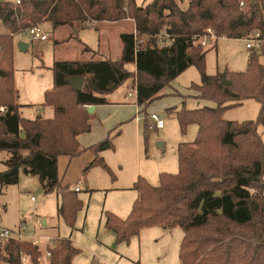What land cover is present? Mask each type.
Masks as SVG:
<instances>
[{"label":"trees","instance_id":"16d2710c","mask_svg":"<svg viewBox=\"0 0 264 264\" xmlns=\"http://www.w3.org/2000/svg\"><path fill=\"white\" fill-rule=\"evenodd\" d=\"M128 19L135 22L137 33L133 29L121 33L120 59L98 58L95 52L89 60L55 61L54 86L45 92L44 102L54 109V116L21 115L15 34L44 22L54 28L94 22L101 34L99 24ZM0 22L6 28L0 32V108H5L0 110V151L10 153L0 172L1 188L18 184L21 171L38 176L44 192L58 191L59 216L74 227L83 202L77 191L62 186L58 161L83 151L78 136L90 130L89 120L95 116L89 107L108 103L106 95L133 79L136 104L145 113L172 81L195 66L201 74V83L192 85L196 96L216 105L167 109L183 133L197 125L196 139L179 143L177 173L162 172L157 186L139 177L133 185L138 197L130 215L122 219L108 211L106 226L115 234L116 244L130 242L144 228H181L180 264H264V141L259 132L260 125L264 128V41L260 49L250 50L244 71L208 74V49L194 38L207 28L220 38L243 39L253 32L264 38V0H153L147 6L137 0H21L20 4L6 0L0 2ZM164 27L170 37H163L161 46ZM143 35L149 37L145 44ZM128 63L136 65L134 72L126 68ZM76 76L85 79L80 91L70 83ZM223 76L230 85L223 83ZM247 99L259 103L257 120L223 117L226 109ZM114 139L110 131L87 148L95 158L84 174L94 166L112 173L100 153L114 150ZM49 252L50 264H73L81 253L70 238H58ZM26 256L41 264L38 246L0 239V262L23 264Z\"/></svg>","mask_w":264,"mask_h":264},{"label":"rangeland","instance_id":"374dc122","mask_svg":"<svg viewBox=\"0 0 264 264\" xmlns=\"http://www.w3.org/2000/svg\"><path fill=\"white\" fill-rule=\"evenodd\" d=\"M152 1L137 0V3L147 6ZM176 1L180 2V0ZM186 7L187 1L182 3V8ZM41 29L48 36V40H32L26 31L14 35L15 86L19 92L18 102L23 105L20 113L29 119H35L40 114L47 116L49 113L50 106H45L44 110L42 108L45 92L54 86L52 67L55 61L93 58V53H83V45L78 35L77 38L64 41L71 36V31L66 26L54 28L51 22H44L41 24ZM99 29L102 34L100 36L102 48L108 42L112 43L113 53L103 54L104 50H102L101 55L98 53L97 57L113 60L120 59L114 44L115 40H118L119 33L127 29L128 31L133 29L137 33L135 22L129 19L117 24L101 23ZM3 31H6V28L0 22V32ZM113 31L116 33L113 34ZM94 34L95 30H91L88 36ZM140 39L145 44L149 37L143 35ZM93 40L96 39L89 38L86 42L91 45ZM20 42L28 44L29 48L22 51ZM205 48L208 49L206 55L208 74L224 72L226 69L240 72L247 67L250 50L246 48V41L243 39L217 38ZM262 61L264 63V57ZM200 83L201 74L195 66H192L188 72L168 85L164 89L165 95L153 101L147 111L139 115L140 117L137 116V106L133 104L134 97L131 98L134 101L127 104L125 109L119 110L123 111L125 121H115L117 113L111 110L102 113L100 121L93 124L91 133L81 140V148L84 149L89 144L101 140L110 130L113 135L121 132L114 140L115 149L107 150L103 155L112 173L95 166L84 177L83 169L93 156L88 150L72 160L67 156L60 157L59 173L64 184L72 187L77 181L81 183L78 198L82 200L83 206L78 213L74 229L59 216L58 191L36 194L41 187L40 178L26 174L24 171H21L18 184L0 187V227L20 232L23 237H18L17 240L38 246L41 250V264H49V248L56 244L57 236L72 238V242L74 241L76 247L80 249L81 254L73 259V264H180L176 247L182 232L181 228L159 226L144 228L139 236L132 237L130 242L116 244L115 234L106 226L105 214L109 211L122 219L130 215L132 208L127 217L118 215L111 208L120 211L124 206L133 207L137 199V191L130 187L139 177L157 186L162 172L179 171L177 153L179 143L193 142L198 128L197 125L192 124L183 133L178 119L169 114L166 108L168 104L172 106L177 104L178 108L185 104L190 109L216 105L213 101L194 96L196 90L192 85ZM170 91L173 93L169 94ZM127 97L130 98L128 94ZM259 108L256 100L247 99L237 107L226 109L223 117L226 120L239 122L257 120ZM151 113H158L164 118V128L151 127L152 123L149 120ZM145 131L148 136H145ZM259 132L264 141L262 125L259 126ZM160 142L164 147L159 146ZM8 157L9 152L0 151V172L6 169L4 162ZM87 187L91 191L87 190ZM32 197H35V200ZM160 250H162L161 255L158 256ZM25 258L23 264H33L30 257ZM0 264L8 263L1 261Z\"/></svg>","mask_w":264,"mask_h":264},{"label":"crops","instance_id":"0c3cea01","mask_svg":"<svg viewBox=\"0 0 264 264\" xmlns=\"http://www.w3.org/2000/svg\"><path fill=\"white\" fill-rule=\"evenodd\" d=\"M15 2V1H14ZM62 26H66L67 28H69V30L71 31V36H69L68 38H66L64 41H69V40H71V39H73V38H77V35L79 36V40L81 41V45H83V50H84V46H87V47H89V50H84L83 51V53L84 52H88V53H95V52H98L99 54L101 53V51L102 50H104V53L103 54H111V53H113L112 52V47H113V44L112 43H107V45L104 47V48H102V46H103V44H102V42H101V39H100V34L98 33V31H96L95 30V28H93V26H94V22H92L91 24H89V23H83L82 24V27H80L81 25H79L78 26V28H72L70 25H62ZM130 26V25H129ZM60 27V26H59ZM91 30H95V34H94V36H88V33L91 31ZM77 31V32H76ZM132 31V30H131ZM131 31H128V29L127 30H125V32H131ZM134 31V30H133ZM116 32L115 31H113V34H115ZM121 33H123V32H120L119 33V36H118V40H115V43L114 44H116V50H117V53H118V57L120 58L121 57V54H122V49H123V43H122V40H121V38H120V36H121ZM89 38L90 39H96L95 41L93 40V43L91 44V45H88L87 44V42L86 41H89ZM46 40H48V36H47V39ZM46 40H43V41H46ZM242 40V39H241ZM63 41V42H64ZM143 42V41H142ZM21 43V42H20ZM218 43V42H217ZM28 48H29V45H28ZM77 60H80V59H77ZM86 60H89V59H86ZM67 61H72V60H67ZM247 63H248V60H247ZM126 68L129 70V71H131V72H134L135 70H136V65L134 64V63H128V64H126ZM191 69V67H189L187 70H185L182 74H180L179 76H182V75H184L186 72H188L189 70ZM178 76V77H179ZM173 82V81H172ZM132 83H133V79H129V80H127L122 86H120L117 90H115L114 92H112L111 94H108V95H106L105 97H106V99H107V101H108V103H106V104H101V105H98V106H95V109H94V112H95V116L94 117H96L97 116V118H91L90 120H89V124H90V130L88 131V132H86V133H83V134H81V135H79L78 136V140H79V143H80V148H81V140L83 139V138H85L86 136H88L90 133H91V130H92V128H93V124L95 123V122H98V121H100V117H102L103 116V112L105 111V110H111V111H113V112H115V113H117V115H116V117H117V119L115 120V121H125L124 119H126V118H124L123 117V111H119V110H123V109H125L126 107H127V104H130V102H133L134 100H132L133 99V97H130V98H128L127 97V94L129 95V92L130 91H133L132 90ZM174 87V86H173ZM177 88H175V90H176ZM173 93V91H170L169 92V94H172ZM196 94H197V91L194 93V96L196 97V98H198L197 96H196ZM132 98V99H131ZM199 102V101H198ZM133 104H135L136 106H137V109H138V111H137V116H139L140 114H143L144 112H141V108L136 104V98H135V101H134V103ZM21 105V107L23 106L22 104H20ZM171 104L169 105L168 104V106H167V108H166V111H167V109H169V108H171ZM176 106H178L177 104H176ZM176 106H172V107H176ZM148 108V107H147ZM178 108V107H177ZM45 109V105H44V107L42 108V110H44ZM146 111H147V109H146ZM39 115V114H38ZM42 117H44V118H50V117H53L54 116V109L50 106V108H49V113L47 114V116L46 115H43V114H40ZM173 115V117H175L174 116V114H172ZM46 116V117H45ZM140 117V116H139ZM143 117V116H142ZM97 120V121H96ZM127 121V120H126ZM164 128V127H163ZM198 128V127H197ZM111 131V130H110ZM109 131V132H110ZM109 132L106 134V136L105 137H107V135L109 134ZM121 132H118V133H116L115 134V138H116V136L117 135H119ZM112 134V133H111ZM104 137V138H105ZM104 138H102L101 140H103ZM101 140H99V141H101ZM115 140V139H114ZM98 142V141H97ZM94 143H96V142H94ZM94 143H91V144H89L88 146H86L84 149L83 148H81V150H83L78 156H80L85 150H88L87 148L89 147V146H91L92 144H94ZM115 143V142H114ZM116 146V145H115ZM111 150V149H110ZM88 151H90V150H88ZM90 152H92V151H90ZM105 152H107V150L106 151H104V152H102V153H100V156L101 157H103V159H104V153ZM92 154H93V152H92ZM78 156H75V157H78ZM9 157H10V153H9ZM8 157V158H9ZM60 157H62V156H60ZM60 157H59V161H58V165H59V162H60ZM67 157H69V156H67ZM75 157H69L71 160L73 159V158H75ZM95 158V155L93 154V156H92V158H90V162L91 161H93V159ZM105 160V159H104ZM90 162H88V164L90 163ZM87 164V165H88ZM86 167V166H85ZM84 167V168H85ZM95 167V166H94ZM92 168V167H91ZM90 168V169H91ZM89 169V170H90ZM89 170L86 172V174H84V169H83V176L84 177H86L87 176V173L89 172ZM142 171V170H141ZM142 175V174H141ZM59 177H60V173H59ZM60 180H61V182H62V186L63 187H69L70 189H72V190H74L73 188L77 185V182L71 187L70 185H66V184H64V182H63V179H61V177H60ZM135 183V182H134ZM134 183H133V185H134ZM40 185H41V187L43 188V186H42V183H41V181H40ZM133 185L130 187V188H133ZM40 187V188H41ZM125 187H128V186H125ZM39 188V189H40ZM87 190H90L91 191V189L90 188H88L87 187ZM133 190H135L134 188H133ZM39 191V190H38ZM42 192H44V189H43V191ZM80 192V191H79ZM78 192V193H79ZM38 193V192H37ZM36 193V194H37ZM138 197V192H137V196H136V198ZM131 208H132V206L130 205V206H124V208H122L120 211L119 210H117V209H115V208H111V210H113V211H115L118 215H120V216H122V217H127V214L131 211ZM121 211L123 212V214H121ZM72 229H74L75 228V226L74 227H71ZM152 228V227H151ZM142 230H144V229H142ZM112 232V231H111ZM166 232V231H165ZM113 233V232H112ZM114 234V233H113ZM137 236H139V235H137ZM183 236H184V232H183V230H182V232H181V234H180V237H179V240H178V244H177V247H176V251H177V254H178V257H179V251H180V244H181V241H182V239H183ZM58 238H60V237H56V239H58ZM68 238H70V237H68ZM70 239H72V238H70ZM112 241H113V239H112ZM73 243L75 244V245H77L74 241H73ZM161 251L162 250H160V251H158V256H160L161 255ZM81 254V253H80ZM79 255V254H78ZM77 255V256H78ZM24 260H26V258L24 259ZM179 262H180V258H179ZM48 263H49V259H48ZM50 264V263H49Z\"/></svg>","mask_w":264,"mask_h":264},{"label":"built area","instance_id":"2783aa9c","mask_svg":"<svg viewBox=\"0 0 264 264\" xmlns=\"http://www.w3.org/2000/svg\"><path fill=\"white\" fill-rule=\"evenodd\" d=\"M18 4L21 3V0H15ZM241 5H244V2H241ZM26 32L30 35L32 40H46L47 35L43 33L41 29V24L33 25L29 27ZM163 37H170L168 31L166 28H164L162 36L160 38V45L163 46L165 44L164 40L162 39ZM195 39L201 44L202 47H209L212 43H214V40L217 38H220L215 31L212 28H207L205 29L202 33L196 34L194 36ZM243 40L246 41V48L248 50H255V49H260L264 38H262L260 32H253L248 36H245ZM130 97L136 98V92L135 91H130L129 92ZM1 111H4L5 108L1 107ZM149 120L151 121V127L155 129H162L165 125V120L164 118L159 115L158 113H151L149 115ZM81 183L80 181L77 182V185L73 188L75 191L79 192L81 191L80 187ZM33 200H35V197H32ZM18 237H23V235L19 232H15L11 229L0 227V239L6 241L9 239H16ZM51 240V239H49ZM48 256H50V252H48Z\"/></svg>","mask_w":264,"mask_h":264},{"label":"water","instance_id":"95a60500","mask_svg":"<svg viewBox=\"0 0 264 264\" xmlns=\"http://www.w3.org/2000/svg\"><path fill=\"white\" fill-rule=\"evenodd\" d=\"M4 1H6V0H0V2H4ZM252 1L255 2V0H252ZM76 32H77V31H76ZM20 49H21L22 51L27 50V49H28V44L21 42V43H20ZM84 82H85V79H84L83 77H81V76L73 77V78H71V80H70V83H71L72 87H73L75 90H78V91H80V90L83 89ZM223 83H224L225 85H230V84H231V82H230L229 80H227V78H226L225 76H223ZM94 109H95V106L93 105V106H90L88 110H89L90 113H93V112H94ZM159 146L164 147V144H163L162 142H160V143H159ZM42 191H43V188L41 187V188L39 189L38 193H42ZM38 193H37V194H38Z\"/></svg>","mask_w":264,"mask_h":264}]
</instances>
